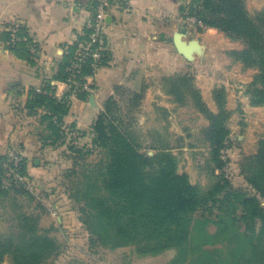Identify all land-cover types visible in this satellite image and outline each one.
<instances>
[{
    "label": "trees",
    "instance_id": "1",
    "mask_svg": "<svg viewBox=\"0 0 264 264\" xmlns=\"http://www.w3.org/2000/svg\"><path fill=\"white\" fill-rule=\"evenodd\" d=\"M87 10L95 13V0H88ZM179 12L185 20L195 19L198 31L215 29L243 44L242 50L227 54L244 68L257 71L247 94L252 107H264V11L251 14L245 0H188ZM1 37L17 57L32 65L40 59V47L27 27H16ZM82 40L78 35L62 56L54 80L68 82ZM110 59L103 52L100 66ZM91 63L82 66V81L95 74ZM191 82L188 73L170 76L164 78V90L174 103L194 102L209 122L204 131L209 147L205 166L212 177L208 188L192 184L188 174L179 172V157L165 141L153 139L142 147L137 132L120 116L125 89L117 88V98L104 103L92 126L91 145L69 147L75 165L66 172L73 178L69 198L79 205L92 247H133L141 257L173 250L171 264H264V139L254 154L240 155L239 144L230 139L225 90L213 93L214 113ZM76 94L80 99L88 95L86 91ZM131 99L130 103L138 104L142 94L134 93ZM25 109L29 115L43 111L40 120L45 129L39 139L44 147L58 148L72 141L73 129L63 126L69 101L55 96L51 81L40 91H30ZM9 151L0 153V201H12L13 217L8 233L0 236V264L7 257L13 264H47L61 253L60 243L50 235L54 227L42 229L39 215L23 211L20 198L33 201L34 194L55 192L58 184L51 171L30 176V163L23 154L17 165L8 163ZM95 151L99 159L88 161ZM13 174L32 184L34 192L17 183ZM236 177L245 186L235 183ZM4 179L10 182L8 188L2 187ZM196 220L199 228L193 243Z\"/></svg>",
    "mask_w": 264,
    "mask_h": 264
},
{
    "label": "crops",
    "instance_id": "2",
    "mask_svg": "<svg viewBox=\"0 0 264 264\" xmlns=\"http://www.w3.org/2000/svg\"><path fill=\"white\" fill-rule=\"evenodd\" d=\"M186 1L113 0L106 19V51L111 59L86 78L88 95L80 99L69 92L66 82L53 78L62 56L76 42L89 18L88 0H0V153L16 149L29 160L30 176L36 178L51 171L56 178L54 170L49 169L55 162L49 154L53 150L44 147L39 139L45 129L40 120L43 111L29 115L25 109L30 91L42 90L47 81L52 82L59 100L69 101L64 128L78 132L79 143L90 146L92 126L104 103L110 97L117 98V88H132L138 93L146 80L186 73L190 64L173 45V37L180 29L187 30V39H194L197 33L194 26H186L189 21L195 25V21L180 15V7ZM19 26L27 27L30 37L40 47V59L35 65L17 57L1 37ZM165 40H172V44L168 45ZM200 44L206 53L207 46ZM153 92H147L146 101L158 102L162 97L167 111L172 108L174 101L163 92V87ZM242 102L246 111L251 109L247 98ZM234 181L245 186L241 177Z\"/></svg>",
    "mask_w": 264,
    "mask_h": 264
},
{
    "label": "rangeland",
    "instance_id": "3",
    "mask_svg": "<svg viewBox=\"0 0 264 264\" xmlns=\"http://www.w3.org/2000/svg\"><path fill=\"white\" fill-rule=\"evenodd\" d=\"M245 3L251 14L264 11V0H245ZM186 26L192 28L194 22L189 21ZM194 39L206 45L207 52L203 51L202 55L188 61L190 65L187 66L186 73L191 76L192 87L199 91L203 100L206 97L208 102L206 100L204 102L214 113L217 112V105L213 93L217 89L225 90L226 108L230 112L227 124L231 132L230 139L239 144L240 155L254 154L259 142L264 139V107H252L247 94L248 86L257 71L244 68L227 54L242 50L243 44L229 39L215 29L197 30ZM179 74L184 73L176 75ZM143 86L138 92L142 94V100L138 104L130 103L136 92L132 88L125 89L120 116L137 132L143 148L153 139L165 141L174 147V153L179 157V172L188 174L192 184L208 188L212 184V177L205 166L209 147L205 142L204 131L209 122L198 111L194 102L184 106L174 103L168 112L163 106L165 101L162 97L158 102L146 101L145 96L149 90L155 92V89L163 87L165 92L164 79L146 80ZM245 98L251 107L247 111L242 102ZM72 133L70 137L72 141L66 143L65 150H61L63 145L58 148L48 147L53 150L49 154L54 157L55 162L47 166L55 172L57 190L47 191L44 200L37 194H34L33 201L20 198L23 211L39 215L42 229L54 227L50 235L60 243L61 253L47 264H171L176 255L173 250L157 256L141 257L133 247L108 250L91 246L88 232L80 219L79 205L73 202L68 194L73 178H68L66 172L75 166L69 147L88 146L79 143L78 132ZM98 151L88 157V161L96 162L99 159ZM12 215V201H0V236L8 233L12 225ZM198 228L199 221L196 220L193 225V243ZM2 264L13 263L7 257Z\"/></svg>",
    "mask_w": 264,
    "mask_h": 264
},
{
    "label": "built area",
    "instance_id": "4",
    "mask_svg": "<svg viewBox=\"0 0 264 264\" xmlns=\"http://www.w3.org/2000/svg\"><path fill=\"white\" fill-rule=\"evenodd\" d=\"M96 11L84 23L83 30L79 33V36L83 40L79 43V49L77 51L76 60L71 68L70 77L67 85L69 92L76 94L77 92L86 91L87 86L85 81L81 80V68L87 61H92L91 65L97 71L101 66V60L103 58V52L107 50V34H106V19L109 15V10L112 7L113 1L111 0H95ZM196 21L195 19H193ZM73 132V131H72ZM73 133H71L72 135ZM228 150L223 152V157L226 158ZM8 163L17 165L22 160V153L16 149L9 151ZM12 173H8L7 177H11ZM13 178L17 183H24L25 179L18 174H13ZM10 182L3 180L2 187L8 188ZM24 187L31 192H34L32 184L24 183ZM41 200L46 197L44 194L39 195ZM43 198V199H42Z\"/></svg>",
    "mask_w": 264,
    "mask_h": 264
},
{
    "label": "water",
    "instance_id": "5",
    "mask_svg": "<svg viewBox=\"0 0 264 264\" xmlns=\"http://www.w3.org/2000/svg\"><path fill=\"white\" fill-rule=\"evenodd\" d=\"M186 34L187 30L185 28L177 31L173 37V45L179 55L183 56L187 61H192L195 56L202 55L204 47L198 40L187 39Z\"/></svg>",
    "mask_w": 264,
    "mask_h": 264
}]
</instances>
